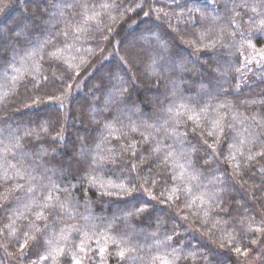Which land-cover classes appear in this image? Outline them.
<instances>
[{
    "label": "trees",
    "instance_id": "obj_1",
    "mask_svg": "<svg viewBox=\"0 0 264 264\" xmlns=\"http://www.w3.org/2000/svg\"><path fill=\"white\" fill-rule=\"evenodd\" d=\"M214 4L0 0V264H264V0Z\"/></svg>",
    "mask_w": 264,
    "mask_h": 264
},
{
    "label": "snow or ice",
    "instance_id": "obj_2",
    "mask_svg": "<svg viewBox=\"0 0 264 264\" xmlns=\"http://www.w3.org/2000/svg\"><path fill=\"white\" fill-rule=\"evenodd\" d=\"M207 4L208 5H211V9H214L215 8L214 0H207ZM261 27H264V25H261ZM261 58L264 59V56H261ZM101 251H103V250H101ZM237 251L239 252L240 249L237 248ZM119 255L121 256V258H123L124 257V251H121L119 253ZM44 258L47 259V257H44ZM73 264H81V261L78 260V259H74ZM163 264H167V261H164Z\"/></svg>",
    "mask_w": 264,
    "mask_h": 264
},
{
    "label": "rangeland",
    "instance_id": "obj_3",
    "mask_svg": "<svg viewBox=\"0 0 264 264\" xmlns=\"http://www.w3.org/2000/svg\"><path fill=\"white\" fill-rule=\"evenodd\" d=\"M251 264H254V262H253V261H251Z\"/></svg>",
    "mask_w": 264,
    "mask_h": 264
}]
</instances>
